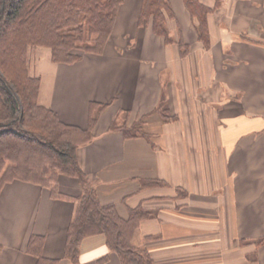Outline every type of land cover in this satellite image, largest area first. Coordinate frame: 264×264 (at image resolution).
Wrapping results in <instances>:
<instances>
[{
	"label": "crops",
	"instance_id": "obj_1",
	"mask_svg": "<svg viewBox=\"0 0 264 264\" xmlns=\"http://www.w3.org/2000/svg\"><path fill=\"white\" fill-rule=\"evenodd\" d=\"M200 1L213 7L207 48L183 0H169L175 19L166 26L190 45L184 57L138 25L140 0L120 4L100 54L62 63L37 48L38 101L82 128L90 102L105 104L78 162L102 204L123 218L148 212L131 243L147 246L153 264H264V245L254 243L264 234V0ZM137 122L142 133L125 136L121 126ZM57 182L58 197L28 181L2 186L0 264H36L32 236L43 237L44 259L70 264L64 248L81 186L66 175ZM104 255V264H121L92 235L75 264Z\"/></svg>",
	"mask_w": 264,
	"mask_h": 264
},
{
	"label": "trees",
	"instance_id": "obj_2",
	"mask_svg": "<svg viewBox=\"0 0 264 264\" xmlns=\"http://www.w3.org/2000/svg\"><path fill=\"white\" fill-rule=\"evenodd\" d=\"M122 2L0 0V189L7 182L22 180L46 187L58 197V175L78 181L81 192L74 198L77 204L64 248L70 264L79 261L81 241L97 234L104 236L107 248L117 253L121 264H153L147 246L131 243L148 212L135 207L123 218L115 205L102 204L78 162L77 148L91 139L96 111L105 104L90 102L85 128L64 123L52 109L39 103L40 79L29 71L31 50L41 47L48 49L52 62L62 63H73L84 53H102ZM183 3L195 22L197 39L209 47L206 17L213 7L200 0ZM168 19H175L169 0H140L138 25L149 23L152 32L165 43L175 42L179 55L184 57L190 45L180 33L177 38L168 34ZM138 123L122 125L123 134L142 133ZM112 127H116L115 123ZM154 183L157 182L149 180L144 186ZM42 243V236H32L28 241V251L38 258L36 264H55L56 259L41 256ZM254 243L264 245V234ZM106 260L104 255L97 263L104 264Z\"/></svg>",
	"mask_w": 264,
	"mask_h": 264
},
{
	"label": "rangeland",
	"instance_id": "obj_3",
	"mask_svg": "<svg viewBox=\"0 0 264 264\" xmlns=\"http://www.w3.org/2000/svg\"><path fill=\"white\" fill-rule=\"evenodd\" d=\"M203 1H207V0H203ZM166 28H167V30H168V34H169V35L171 34V36H172V35H173L172 30L169 31V29H168L167 26H166ZM194 29H195V24H194ZM195 32H196V31H195ZM32 52H34V51L31 50L30 55H29V57H30V59H31V66H30V70H29V71H30L32 74L36 75L35 72H34V70H33V68H34V66H33V62H34L35 60H34V59L32 60V58H34L33 54H35V52H34V53H32ZM34 63H35V62H34Z\"/></svg>",
	"mask_w": 264,
	"mask_h": 264
}]
</instances>
